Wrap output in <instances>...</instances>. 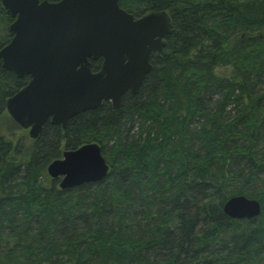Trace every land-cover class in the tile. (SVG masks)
<instances>
[{
	"label": "trees",
	"instance_id": "trees-1",
	"mask_svg": "<svg viewBox=\"0 0 264 264\" xmlns=\"http://www.w3.org/2000/svg\"><path fill=\"white\" fill-rule=\"evenodd\" d=\"M119 6L134 16L165 11L172 28L116 110L103 102L65 129L48 121L37 140L6 141V101L29 77L0 60V264H264V0ZM12 22L0 2V50ZM92 142L107 177L59 189L48 165ZM240 195L259 201L258 218L224 214Z\"/></svg>",
	"mask_w": 264,
	"mask_h": 264
},
{
	"label": "water",
	"instance_id": "water-1",
	"mask_svg": "<svg viewBox=\"0 0 264 264\" xmlns=\"http://www.w3.org/2000/svg\"><path fill=\"white\" fill-rule=\"evenodd\" d=\"M13 22L12 39L0 50L5 70L29 82L6 101L10 118L37 140L43 126L66 128L75 116L109 102L119 107L127 92L136 94L161 54L172 24L167 12H147L134 20L119 0H0ZM101 59L99 71L91 61ZM110 170L98 143L62 153L47 167L59 189L103 181ZM234 220L261 214L259 201L233 196L223 206Z\"/></svg>",
	"mask_w": 264,
	"mask_h": 264
},
{
	"label": "rangeland",
	"instance_id": "rangeland-1",
	"mask_svg": "<svg viewBox=\"0 0 264 264\" xmlns=\"http://www.w3.org/2000/svg\"><path fill=\"white\" fill-rule=\"evenodd\" d=\"M216 74L220 75V76H225V77H231L233 76V71L231 67H217L216 68ZM4 123L2 126V132L6 138V141H13V144H15L18 138H20L21 136L25 137L26 142L28 143L30 140H33L29 137L28 134V130L27 129H22L20 128L11 118L10 116L6 113L3 117ZM9 129V130H8ZM13 130L16 132L15 136L14 134H11L10 131L13 132ZM136 130L134 129L131 134H133ZM129 133L123 132L121 137L124 139L126 137V140H128L130 142V140H132L133 135H131ZM22 154H26L22 153ZM24 155L20 158L19 156H17L18 160H23L24 159ZM50 178V177H49ZM262 178H264V176H262ZM51 179V178H50ZM46 185H48V183H46ZM259 187V185H258ZM257 187V188H258Z\"/></svg>",
	"mask_w": 264,
	"mask_h": 264
},
{
	"label": "flooded vegetation",
	"instance_id": "flooded-vegetation-1",
	"mask_svg": "<svg viewBox=\"0 0 264 264\" xmlns=\"http://www.w3.org/2000/svg\"><path fill=\"white\" fill-rule=\"evenodd\" d=\"M143 15H144V14H143ZM143 15H141V16H134V15H133V18H134V20H137V19L141 18ZM95 62H100V67H99L98 70H96V71H92V72H97V71H99L100 68H101V65H102V60H101V59H99V60H97V61H91V70H92V63H95ZM110 105H111V104H110Z\"/></svg>",
	"mask_w": 264,
	"mask_h": 264
}]
</instances>
